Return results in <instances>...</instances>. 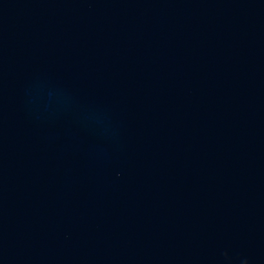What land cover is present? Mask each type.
Here are the masks:
<instances>
[{
    "label": "water",
    "instance_id": "obj_1",
    "mask_svg": "<svg viewBox=\"0 0 264 264\" xmlns=\"http://www.w3.org/2000/svg\"><path fill=\"white\" fill-rule=\"evenodd\" d=\"M237 264H264V0H252L248 29Z\"/></svg>",
    "mask_w": 264,
    "mask_h": 264
}]
</instances>
